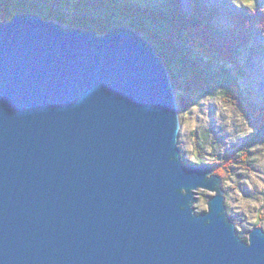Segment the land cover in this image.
<instances>
[{"label": "water", "instance_id": "95a60500", "mask_svg": "<svg viewBox=\"0 0 264 264\" xmlns=\"http://www.w3.org/2000/svg\"><path fill=\"white\" fill-rule=\"evenodd\" d=\"M180 129L140 31L0 20V264H264V229L241 238L222 177L184 163Z\"/></svg>", "mask_w": 264, "mask_h": 264}, {"label": "rangeland", "instance_id": "374dc122", "mask_svg": "<svg viewBox=\"0 0 264 264\" xmlns=\"http://www.w3.org/2000/svg\"><path fill=\"white\" fill-rule=\"evenodd\" d=\"M52 2L54 7L58 6V0ZM66 2L63 3L66 5ZM203 2L217 9L218 29L228 35L235 13L256 5L264 8V0ZM179 3L182 11L190 9V0H179ZM69 5L70 9L67 7L64 13L74 20L71 8L77 10L80 6L74 0ZM45 18L54 19L48 15ZM251 26L253 29L246 39L245 32L239 31L243 42L237 46L236 62L223 63L209 52L201 53L205 63H211L221 73L222 80L230 76L235 88L221 83L215 90L212 88L213 93L199 91L194 94L188 91L186 83L179 81L174 87L181 123L179 146L182 159L186 157L190 161L186 164L211 165L229 155H237L238 161L229 164L231 173L218 175L223 180L228 214L245 240L254 227L264 229V23L255 21ZM211 196L209 191L199 190L198 213L207 210Z\"/></svg>", "mask_w": 264, "mask_h": 264}, {"label": "trees", "instance_id": "16d2710c", "mask_svg": "<svg viewBox=\"0 0 264 264\" xmlns=\"http://www.w3.org/2000/svg\"><path fill=\"white\" fill-rule=\"evenodd\" d=\"M52 1L0 0V20H9L21 12H35L101 33L116 25H129L154 43L170 70L174 87L180 82L186 83L188 91L194 94L199 91L213 93L221 83L235 88L230 76L222 80L221 73L211 63L206 64L201 53L209 52L223 63L236 62L237 46L243 42L239 31L245 32L246 39L253 29L251 24L255 21L264 23V8L257 5L233 15L231 34L228 35L218 29L217 9L210 4L203 5V0H190L187 12L181 10L179 0H74L80 6L77 10L71 8L70 15L76 17L74 20L64 13L67 7L70 9L72 0H67L66 5L64 0H58L57 7ZM183 161L190 163L186 157ZM237 161V155L232 154L211 165L216 174L228 175L231 173L229 164ZM238 233L246 239L241 231Z\"/></svg>", "mask_w": 264, "mask_h": 264}]
</instances>
